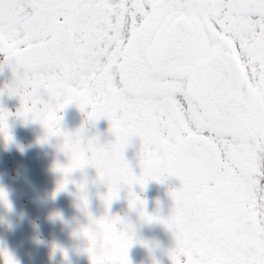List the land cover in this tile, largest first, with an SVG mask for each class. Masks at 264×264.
<instances>
[{
	"label": "snow or ice",
	"instance_id": "obj_1",
	"mask_svg": "<svg viewBox=\"0 0 264 264\" xmlns=\"http://www.w3.org/2000/svg\"><path fill=\"white\" fill-rule=\"evenodd\" d=\"M0 54L12 72L0 95L19 97L44 140L62 138L58 190L85 167L107 188L105 214L78 233L90 264H130L133 226L108 213L125 186L142 220L173 233L171 264H264V0H0ZM70 105L86 117L73 132ZM100 119L112 141L88 135ZM134 138L139 174L124 156ZM169 176V216L148 214L132 186Z\"/></svg>",
	"mask_w": 264,
	"mask_h": 264
},
{
	"label": "flooded vegetation",
	"instance_id": "obj_2",
	"mask_svg": "<svg viewBox=\"0 0 264 264\" xmlns=\"http://www.w3.org/2000/svg\"><path fill=\"white\" fill-rule=\"evenodd\" d=\"M3 60L0 54V62ZM11 80L12 72L5 66L0 70V89ZM19 106V97L0 95V108L11 113L7 118L11 139L0 135V189L7 201H0V264H4L3 252L15 264H90L85 251L88 241L78 233L89 224L88 213L96 218L105 214L101 196L107 188L98 181L94 168L85 167L72 172L69 183L58 190L64 177L55 166L68 163V156L60 149L62 138L51 136L44 140L45 129L39 122L16 115ZM60 115L61 129L67 132L80 128L86 120L74 105ZM87 127L88 135L98 133L101 143L114 139L106 119ZM138 150L139 140L134 138L124 152L136 174L140 172ZM81 183L86 189L87 211L80 206L77 185ZM179 187L180 181L169 176L163 183L150 180L143 189L133 185L132 191L145 201V212L167 218L173 208L169 190ZM108 213L133 226L134 242L128 249L130 264H171L168 251L175 246L173 233L163 223L142 220L129 207L127 186L112 201Z\"/></svg>",
	"mask_w": 264,
	"mask_h": 264
}]
</instances>
